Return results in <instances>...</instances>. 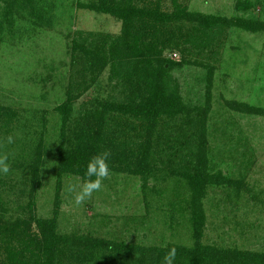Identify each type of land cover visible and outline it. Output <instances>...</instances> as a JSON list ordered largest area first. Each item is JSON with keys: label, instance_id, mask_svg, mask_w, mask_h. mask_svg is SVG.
I'll list each match as a JSON object with an SVG mask.
<instances>
[{"label": "rangeland", "instance_id": "374dc122", "mask_svg": "<svg viewBox=\"0 0 264 264\" xmlns=\"http://www.w3.org/2000/svg\"><path fill=\"white\" fill-rule=\"evenodd\" d=\"M25 1L0 0V106L18 114L12 134L15 142L8 144L6 138L0 147V154H7L11 165L9 174H0L7 187L2 198L7 203V217H18V205L27 201L21 194L29 189L27 164L35 144L43 137L45 152L36 210L38 217L52 218L61 125L56 108L66 100L73 80L72 42L79 38L100 41L102 35L119 34L121 22L83 7L92 0H33V7L48 10L45 19L34 20ZM160 1L167 11H173V2L177 1L192 12L228 19L242 17L264 24V0ZM6 2L13 4V26L4 16ZM247 2L252 7L246 10L243 6ZM198 41L194 40L190 56L179 51L165 55L174 62L190 61L172 71L189 106L204 105L208 73L213 68L207 139L209 173L218 177V183L208 185L203 200L201 241L218 250L264 252V31L235 27ZM108 76L107 70L78 101L76 112L86 99L107 97ZM166 167L147 182L139 176L111 173L103 182V190L81 206L74 204V194L68 193L66 186L83 180L63 175L58 231L134 245L140 248L136 257L140 260L147 252L146 260L147 256L153 259L150 264L159 260L156 250L194 246L190 189L181 177L169 176L174 167ZM99 261L97 264L103 263Z\"/></svg>", "mask_w": 264, "mask_h": 264}, {"label": "trees", "instance_id": "16d2710c", "mask_svg": "<svg viewBox=\"0 0 264 264\" xmlns=\"http://www.w3.org/2000/svg\"><path fill=\"white\" fill-rule=\"evenodd\" d=\"M12 2H6L4 7L7 17L4 20L6 18L10 26L16 23ZM25 3H29L25 9L34 20L45 19L47 9L33 7V0ZM173 3V11L165 10L160 0H92L83 5L90 11L116 18L121 22V29L116 35H102L100 41L79 38L72 42L73 80L69 83L66 100L56 108L61 125L53 217L40 218L36 210L45 152L43 137L35 144L27 164L29 189L21 191L27 201L18 205L21 210L18 217H7V203L2 198L7 187L0 179V264H97L100 259L101 264L152 262L148 256L146 260L147 252L139 260L136 254L140 248L134 245L58 231L62 176L70 174L84 181L88 160L105 149L112 153L110 173L139 176L147 182L148 178L156 179L166 166H172L174 169L169 176L181 177L190 189L195 244L156 250L158 259L162 258L156 260V264H162L164 255L172 247L177 248L174 264H264V252L218 250L201 241L205 224L203 200L208 185L218 183V177L209 173L207 139L213 68L208 73L204 105L189 106L172 71L190 61L174 62L165 55L179 51L190 56L196 39L204 42L210 33L219 34L235 27L264 31V24L242 17L228 19L192 12L177 1ZM243 7L247 10L252 5L247 2ZM2 27L0 22V33ZM107 70L110 87L107 97L86 99L76 112L78 101ZM242 107L245 110V106ZM17 116L13 109L0 106V147L15 131ZM173 162L179 167L172 165Z\"/></svg>", "mask_w": 264, "mask_h": 264}, {"label": "clouds", "instance_id": "9594fccd", "mask_svg": "<svg viewBox=\"0 0 264 264\" xmlns=\"http://www.w3.org/2000/svg\"><path fill=\"white\" fill-rule=\"evenodd\" d=\"M15 138L13 135L7 137V143L13 144ZM111 150L105 149L91 156L85 169L86 179L83 183H69L66 186L68 193L74 194V204L83 205L86 201L92 199L93 194L100 192L104 187V180L110 176L109 160ZM11 171V165L7 154H0V174L7 175ZM177 257V248L172 247L163 257L162 264H174Z\"/></svg>", "mask_w": 264, "mask_h": 264}]
</instances>
